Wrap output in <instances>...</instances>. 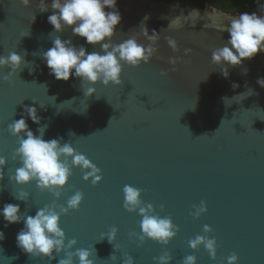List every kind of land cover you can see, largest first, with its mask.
I'll list each match as a JSON object with an SVG mask.
<instances>
[{
    "label": "water",
    "instance_id": "1",
    "mask_svg": "<svg viewBox=\"0 0 264 264\" xmlns=\"http://www.w3.org/2000/svg\"><path fill=\"white\" fill-rule=\"evenodd\" d=\"M45 2L48 11L41 13L39 0L27 8L20 0H0V57L16 52L25 60L11 83L3 80L11 69L0 67V157L7 162L0 180V232L5 236L0 241V264H59L66 258L63 252L53 253L56 259L51 261L23 252L16 237L24 222L5 227L2 211L6 204H18L20 215L34 217L55 203L59 212L77 191L84 196L80 208L61 215L60 227L65 245L75 239L71 251L92 252L94 264H123L126 255L134 264H158L154 258L165 252L172 256L170 264H183L189 255L196 257V264H227L233 253L237 264H264V88L257 83L264 78V51L241 66L225 65L227 79L211 63L212 51L230 39L221 29L244 13L264 18V9L229 12L208 1L189 6L169 0H117L122 20L111 43L140 35L143 22L149 35L155 30L161 37L159 51L148 64L124 65L122 87L98 82L82 89L74 72L69 81H57L43 54L56 37L83 46L88 54L104 53L100 45L74 36L71 28L55 32L48 23L52 0ZM167 36L178 42V53L168 47ZM138 43L147 47L149 42L140 35ZM188 48L192 53L185 56ZM170 57L181 59L175 72ZM161 71L169 75L161 76ZM87 87L95 88L91 97L84 95ZM25 107L37 109L40 125L22 115ZM21 118L35 135L47 125L43 139L63 138L62 143L85 155L101 170V182L93 186L91 179L83 180L85 172L73 167L59 199L41 193L36 182L16 184L10 178L23 165L20 157L13 160L19 138L8 127ZM125 185L142 190L144 205L152 204L155 214L170 216L179 228L167 246L147 239L140 244L142 217L139 210L129 213L123 207ZM21 192L28 193L27 201L17 198ZM202 201L207 212L196 219L193 206ZM205 225L212 229L208 238L217 241L215 260L203 246L195 251L189 247V241L205 235ZM113 226L118 228L114 243L101 241ZM113 254L115 261L110 259ZM73 264H79L78 257Z\"/></svg>",
    "mask_w": 264,
    "mask_h": 264
},
{
    "label": "clouds",
    "instance_id": "2",
    "mask_svg": "<svg viewBox=\"0 0 264 264\" xmlns=\"http://www.w3.org/2000/svg\"><path fill=\"white\" fill-rule=\"evenodd\" d=\"M31 2L32 0H20L25 8L30 7ZM116 5L117 0H52L53 14L48 17V23L55 32L61 33L65 29L71 28L74 36L84 38L88 45H100L101 51L104 53L103 55L99 52L88 54L83 46L77 48L72 45L71 40L65 41L56 37L53 47L43 54V59L46 61L50 74L57 81H69L74 72L75 77L81 81L82 89L98 82H102L105 87L109 84L122 87L121 77L124 65L136 68L141 63L148 64L156 55L159 51L156 45L161 37L155 30L152 35H149L143 22L140 35L149 42L147 47L138 43L140 35H134L119 44L111 43L116 35V28L122 20ZM105 9H111V11H105ZM38 10L41 13L48 11L45 0H39ZM196 14L198 15L197 12ZM147 19L149 17H145V21ZM178 20L179 18L176 19V21ZM34 21L35 16L32 18V22ZM173 22L174 20L169 27ZM221 31H226L230 35V39L225 46L212 51L211 63L218 66L222 70L224 78L227 79L229 71L225 65L241 66L242 61L252 60L264 51V18L255 13H244L238 18L232 19L230 26L221 29ZM27 35L22 34V37ZM106 40L107 43L104 42ZM165 40L172 52L180 51L175 39L167 36ZM191 53V48L184 51L185 56ZM180 62L181 59L178 57L168 59V63L173 65L172 72L177 70L175 65ZM22 63H25V60L16 52H11L7 57H0V67L11 69L9 74L3 77V80L11 83L10 77L21 70ZM160 75L168 76L169 72L161 71ZM257 83L264 88V78L258 79ZM232 87L235 89L238 85L234 83ZM94 93V87H87L84 91V95L87 97H91ZM252 94L253 92L250 90L248 95ZM22 115L29 117L34 124L40 125L41 123V117L38 116L35 107H25ZM46 128L47 125L38 128L40 136H37L29 130L28 123L24 118L14 120L9 125L8 131L11 135L19 138V147L13 160L20 157L23 165L16 170L14 178L10 179H14L15 183L21 186L36 182V187L41 193H51L56 199H59L62 190L67 185L73 167H78L82 172H85L84 181L87 182L91 179L93 186L99 184L102 180L101 170L85 155L77 153L70 143H62L63 138L50 141L43 139ZM69 158H71V164H69ZM6 163V159L0 157V180L4 178ZM123 193L125 197L123 207L129 213L139 210L138 214L142 217L140 222L142 234L138 236L140 244L142 245L147 239L167 246L179 232V228L173 224L172 218L170 216L161 218L155 214L152 204L144 205L141 200L142 190L125 185ZM27 196L28 193L21 192L17 198L27 201ZM83 199V193L77 191L68 199L67 207L59 206V212L56 211L58 206L53 203L39 209L34 217L29 215L26 218L20 215L18 204H6L2 211L3 218L7 222L5 227L24 222L25 227L16 237L17 247L34 258L42 257L51 261L56 259L53 253L59 255L63 252L66 258L60 259L59 264H73L74 257H78L79 264H94V261L90 259L92 252L86 249H78L75 253L71 251L77 244L75 239L65 245V232L60 227L61 215H67L70 210L78 211ZM193 207L195 212L191 214L196 219L207 212V206L203 201L199 207L195 205ZM160 210L164 211L163 205L160 206ZM203 231L205 235H197L195 239L189 241V247L195 251L203 246L211 259L215 260L217 241L208 238L207 234L212 232L209 226L205 225ZM117 232L118 228L113 226L109 233L102 236L101 241L106 238L109 244H113ZM4 239V233L0 232V241ZM114 250L118 252L119 247L115 246ZM110 259L115 261L117 257L113 254ZM238 259V256L233 253L228 257L227 264H237ZM154 260H158V264H170L172 256L165 252ZM123 264H134L133 257L126 255ZM183 264H196V257L187 256Z\"/></svg>",
    "mask_w": 264,
    "mask_h": 264
},
{
    "label": "trees",
    "instance_id": "3",
    "mask_svg": "<svg viewBox=\"0 0 264 264\" xmlns=\"http://www.w3.org/2000/svg\"><path fill=\"white\" fill-rule=\"evenodd\" d=\"M189 6H204L208 1L211 5L229 12H242L264 9V0H169Z\"/></svg>",
    "mask_w": 264,
    "mask_h": 264
}]
</instances>
